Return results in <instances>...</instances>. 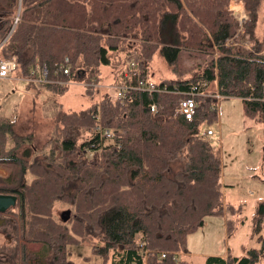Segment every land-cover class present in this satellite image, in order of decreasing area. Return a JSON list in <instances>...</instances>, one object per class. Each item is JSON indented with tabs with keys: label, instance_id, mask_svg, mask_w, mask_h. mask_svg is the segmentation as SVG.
<instances>
[{
	"label": "trees",
	"instance_id": "trees-1",
	"mask_svg": "<svg viewBox=\"0 0 264 264\" xmlns=\"http://www.w3.org/2000/svg\"><path fill=\"white\" fill-rule=\"evenodd\" d=\"M205 1L209 19L198 17L197 23L203 9L198 5ZM229 1L0 3V60L15 58L16 76L27 78L31 65L45 64L51 80L82 84L92 98L99 93L101 69L118 66L116 56L121 68L111 88L122 87L124 101L105 94L79 113L53 102L52 135L40 148L33 144L32 130L22 134L0 118V162L21 171L15 189L0 190L17 196L15 208L4 215L17 229L0 242V264H73L69 247L82 245L102 264H188L176 254L185 251L188 235L205 218H224L227 231L233 229L241 208L224 206L221 159L203 134L217 124L218 103L227 99H239L244 116L264 127V38L255 36L264 0H242L250 10V51L226 47L236 29L226 9ZM156 54L174 78L152 80L149 65ZM183 56L197 62L190 76L182 72ZM65 58L69 75L58 72ZM41 88L62 96L69 87ZM189 98L195 108L187 120L179 105ZM98 123L112 138L89 160L82 151L96 149ZM56 203L69 207L62 222L53 216ZM256 214L258 248L243 257L208 256L204 264H264L263 204ZM29 243L42 245L45 256L27 252Z\"/></svg>",
	"mask_w": 264,
	"mask_h": 264
},
{
	"label": "rangeland",
	"instance_id": "rangeland-1",
	"mask_svg": "<svg viewBox=\"0 0 264 264\" xmlns=\"http://www.w3.org/2000/svg\"><path fill=\"white\" fill-rule=\"evenodd\" d=\"M5 2L6 0H0L2 4ZM253 4L256 6L255 3ZM198 6L203 9L199 11V16L197 15L194 21L197 22L198 17L208 20L209 3L205 1ZM226 9L236 27L235 34L226 42V47L235 51H250L251 41L248 38L246 27L250 10L247 12L245 2L242 0H230ZM255 31L256 37L260 40L264 38V1L260 5ZM216 53L218 52L216 51ZM263 53L264 48L261 54ZM117 58L121 61L123 55L118 54ZM115 59L116 56L113 63H118V66L101 69L103 78H101L100 85L95 86L99 93L94 94L92 98L85 96L84 87L79 83L69 86L64 95L54 96L43 88L33 91L35 88L28 87V84L19 80L18 76L11 80H0V118L8 119L14 123L22 134L32 130L33 144L40 148L52 135V116L55 110L50 105L53 102L61 104L64 111L79 113L92 103L99 101L105 94L111 95V97L115 96L111 85L115 71L121 68L119 61ZM181 68L182 72H188V76L198 70L195 59L187 56H183ZM149 72L152 74L154 82L165 78H174L158 54L153 57L150 63ZM182 72L180 71V73ZM209 90L213 91L214 86H210ZM37 91H40L38 97L37 94H34ZM48 106L50 109L45 110V107ZM210 129L214 135L208 137L209 141L218 151L221 159L223 204L241 209L233 218L235 224L231 231L226 229V219L219 220L208 217L204 219L201 228L188 235L185 251H178L176 254L179 260L183 259L188 264H204L208 256L226 257L230 254L233 257H243L247 250L259 247L253 230L259 206L264 205V127L244 116L243 105L239 99H227L218 103V122ZM10 146L12 143H9L8 148ZM82 153L84 155L85 150ZM14 165L5 168L8 169L7 174L10 175L12 170H15L18 178L19 167ZM29 179L30 177L27 176V180ZM10 183L14 186L12 187ZM16 183L17 181L0 182V190L11 191L15 189ZM68 209L69 207L66 205L56 203L53 208L54 218L58 222H62V216L68 212ZM6 218L9 219V223L0 225V242L12 238L17 229L10 217ZM227 218H230V215H227ZM261 235L264 236V222ZM25 248L27 252L38 253L40 257L45 256L44 253H46V251L42 253L43 250H40L38 244L34 243L26 244ZM69 253V260L73 264H102L100 258L91 255L88 246L69 247ZM259 264H263V261Z\"/></svg>",
	"mask_w": 264,
	"mask_h": 264
},
{
	"label": "built area",
	"instance_id": "built-area-1",
	"mask_svg": "<svg viewBox=\"0 0 264 264\" xmlns=\"http://www.w3.org/2000/svg\"><path fill=\"white\" fill-rule=\"evenodd\" d=\"M131 69L135 68V64L132 63L130 65ZM16 70H17V62L15 58L7 59V60H0V80H11L14 77H16ZM59 73L63 75H69L70 73V64L68 58H65L62 62V67L58 71ZM28 77L25 78V80L32 84L37 86H45V85H57L60 88L69 87L72 85L69 81H63V80H51L48 75V68L45 64L41 63H34L31 65L28 73ZM127 77V76H126ZM140 85H144L143 83H140ZM154 86L153 82H149L148 89L152 90ZM114 87V86H112ZM122 87L114 88L115 91V97L123 103V94L121 93ZM194 95V94H193ZM219 97H217L218 99ZM195 108V102L193 99H184L180 102L179 105V113L182 114L185 119L190 120L193 115V110ZM152 111L155 110L154 107L151 108ZM95 118L97 120L101 119L100 114L95 115ZM94 133L99 136V142L96 144V149L87 147L85 148V157H87L89 160L94 159L95 156L103 150V147L105 146L104 143L108 142L112 138V132L108 129H105L102 123H98L95 126ZM214 133L212 131H207L203 135L206 137L212 136ZM97 153L95 156L94 154ZM94 156V157H93ZM143 243L139 245V247H143ZM161 258H164V255H161ZM177 255L175 259H177ZM179 259V258H178Z\"/></svg>",
	"mask_w": 264,
	"mask_h": 264
},
{
	"label": "crops",
	"instance_id": "crops-1",
	"mask_svg": "<svg viewBox=\"0 0 264 264\" xmlns=\"http://www.w3.org/2000/svg\"><path fill=\"white\" fill-rule=\"evenodd\" d=\"M19 80H21V81H23V82H25V83H27L28 84V87H30V86H32L33 88H35V89H33V91H35V90H41V86H37V85H32V84H30V83H28L26 80H25V78L24 79H22V78H19ZM36 87H40V88H36ZM39 92L40 91H37V93H34V94H37V97H38V94H39ZM50 100V99H49ZM35 101H36V99H35ZM51 102V101H50ZM9 165H14V164H11V163H9V162H0V182H10V181H13V182H15V181H17V183L15 184L16 186L18 185V183L20 182V179H21V171H20V167H19V176H18V178H17V176H16V173H15V170H12V173H11V175L10 174H7V170L8 169H6L5 167L6 166H9ZM14 166H17V165H14ZM15 173V174H14ZM223 178H222V172H221V180H222ZM2 184H4V183H2ZM10 184H12V183H10ZM14 186V184H12V187ZM15 186V187H16ZM13 190V189H12ZM4 194H6V193H4ZM4 220H5V224L9 221V219H7L6 218V216L4 217ZM219 220H221V219H219ZM3 223V224H4ZM9 223V222H8ZM38 247H39V249L40 250H42V245H40V244H38ZM35 253V252H34ZM37 254V253H36ZM222 256V255H221Z\"/></svg>",
	"mask_w": 264,
	"mask_h": 264
},
{
	"label": "water",
	"instance_id": "water-1",
	"mask_svg": "<svg viewBox=\"0 0 264 264\" xmlns=\"http://www.w3.org/2000/svg\"><path fill=\"white\" fill-rule=\"evenodd\" d=\"M17 196L13 194H0V225L5 222L4 215L7 211L15 208ZM4 216V217H3Z\"/></svg>",
	"mask_w": 264,
	"mask_h": 264
},
{
	"label": "flooded vegetation",
	"instance_id": "flooded-vegetation-1",
	"mask_svg": "<svg viewBox=\"0 0 264 264\" xmlns=\"http://www.w3.org/2000/svg\"><path fill=\"white\" fill-rule=\"evenodd\" d=\"M4 217V216H3Z\"/></svg>",
	"mask_w": 264,
	"mask_h": 264
}]
</instances>
